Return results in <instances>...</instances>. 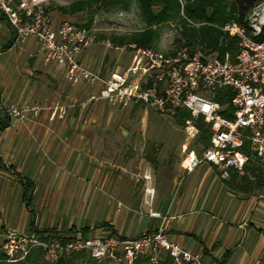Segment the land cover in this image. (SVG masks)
Segmentation results:
<instances>
[{"label":"crops","instance_id":"crops-1","mask_svg":"<svg viewBox=\"0 0 264 264\" xmlns=\"http://www.w3.org/2000/svg\"><path fill=\"white\" fill-rule=\"evenodd\" d=\"M12 37L0 14V107L72 106L51 119L49 109L26 121L0 112V226L56 237H134L162 225L169 241L204 264H264L263 173L249 180L230 169L224 178L210 163L184 172L182 125L174 149L147 123L149 106L95 98L97 82H67L31 37L11 45ZM93 46L75 54L91 71L104 75L128 61L112 48L98 58Z\"/></svg>","mask_w":264,"mask_h":264},{"label":"built area","instance_id":"built-area-1","mask_svg":"<svg viewBox=\"0 0 264 264\" xmlns=\"http://www.w3.org/2000/svg\"><path fill=\"white\" fill-rule=\"evenodd\" d=\"M43 0H0V14L14 30L11 45L31 37L36 53L62 68L69 83L80 79L97 82L95 98L111 106L127 107L141 103L161 115L174 117L184 110L182 131L186 143L181 147L179 167L189 172L201 163L215 165L221 177H228L232 169L237 175L254 180L247 167H258L264 174V35H251L232 23L227 27L237 37L233 59H223L206 53L200 45L181 43L161 51L133 42L113 45L107 38H98L91 29L62 19L53 24L43 9ZM260 35L259 38H254ZM124 51L128 61L106 74L91 71L75 58L88 46ZM227 88L230 96L223 104L214 99L218 89ZM94 96H90L92 98ZM72 104L44 105L41 103L10 102L0 112L19 121H26L41 110L49 109V119L61 116ZM228 116H223L221 112ZM202 115L210 122L209 142L206 146L193 144L197 135L195 118ZM157 215L156 212H151ZM40 250L45 261L84 252L105 264H133L146 258L153 264H204L198 254L169 241L162 225L155 230L134 237L109 234L102 237L49 236L35 232L15 231L0 226V251L3 260L14 263L31 250Z\"/></svg>","mask_w":264,"mask_h":264},{"label":"trees","instance_id":"trees-1","mask_svg":"<svg viewBox=\"0 0 264 264\" xmlns=\"http://www.w3.org/2000/svg\"><path fill=\"white\" fill-rule=\"evenodd\" d=\"M141 11V15L146 25L143 29L135 31L129 36L111 37L110 41L114 45H121L133 42L140 46L152 47L157 37V30L152 25L161 23L169 19L173 14H177L179 8V0H136ZM102 2L109 6L126 7L129 0H76L67 6H57V10L63 14L72 15L76 12L90 9L93 12V6ZM257 0H185L182 10L185 16L193 19H200L206 22L199 27L185 28L181 35L184 43L193 44L198 42L200 47L206 52L223 59L228 57L233 59L236 52L237 37L228 35L226 31H222L219 27L226 22H233L237 26L243 28L246 34L251 35V29L248 26V16L255 7ZM152 4H156L158 9L153 10ZM92 13L86 23H76L77 25L89 27ZM260 35L254 38H259ZM6 45L2 47L4 49ZM155 48V47H154ZM230 96L227 88L218 89L214 99L223 104ZM223 116H228L226 112H221ZM189 117L188 112L184 110L176 111L174 120L182 125L184 118ZM197 127V135L191 144L195 147L198 144L206 146L209 142V125L210 122L202 115H198L195 120ZM251 173L255 176L260 174L258 167L252 168ZM232 176H235L233 173ZM61 237V236H60ZM166 263L171 262V258L164 257ZM0 264H104L90 258L84 252L70 253L65 256L58 257L54 262L49 263L42 257L40 250H31L23 259L14 263H8L3 260V254L0 251ZM133 264H153L146 258H137Z\"/></svg>","mask_w":264,"mask_h":264},{"label":"rangeland","instance_id":"rangeland-1","mask_svg":"<svg viewBox=\"0 0 264 264\" xmlns=\"http://www.w3.org/2000/svg\"><path fill=\"white\" fill-rule=\"evenodd\" d=\"M74 1L76 0H43L42 5L44 11L49 14L53 24L58 23L62 19H67L74 23H86L89 18V14L92 13L88 28L91 29L93 33L100 39L107 38L110 40L111 37L129 36L135 31L143 29L146 25L136 0H129V3L126 7L118 5L109 6L100 2L99 4L93 6L94 10L93 12L91 11V13L89 11L90 9H85L72 15L63 14L56 8L57 6H67ZM184 3L185 0H179L177 14H173L172 17L162 21L161 23L152 25V27H155L157 30V37L151 48L166 51L169 49V47H171V45L184 43L185 40L182 37L181 32L185 28L199 27L202 24H206V22L203 20L193 19L185 16L182 10ZM151 8L153 10L158 9L156 4H152ZM263 9L264 0H257L255 7L248 16V26L250 27L251 31H257L261 35H264V25L259 21ZM232 23L233 22H226L219 28L222 31H226L228 35H231L227 27H229ZM194 44L201 45L198 44V42ZM92 49L98 58L102 55L109 57L113 53V51L107 50L99 44L93 46ZM122 52L124 51H116V54ZM148 109L150 110V113L147 123L159 127L161 129L163 139H165L171 145H174V149H178L182 141V132L180 130L181 125L179 126V124L175 122L174 117L158 114L149 107Z\"/></svg>","mask_w":264,"mask_h":264},{"label":"water","instance_id":"water-1","mask_svg":"<svg viewBox=\"0 0 264 264\" xmlns=\"http://www.w3.org/2000/svg\"><path fill=\"white\" fill-rule=\"evenodd\" d=\"M7 22V21H6ZM261 24L264 25V9L262 10V13H261V16H260V21H259ZM8 24V23H7ZM9 25V24H8ZM11 27V26H10ZM11 30L13 32V37H12V41L14 40L15 38V34H14V30L12 29L11 27Z\"/></svg>","mask_w":264,"mask_h":264}]
</instances>
